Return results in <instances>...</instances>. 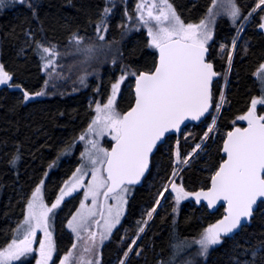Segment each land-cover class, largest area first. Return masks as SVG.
I'll list each match as a JSON object with an SVG mask.
<instances>
[{
    "label": "snow or ice",
    "instance_id": "1",
    "mask_svg": "<svg viewBox=\"0 0 264 264\" xmlns=\"http://www.w3.org/2000/svg\"><path fill=\"white\" fill-rule=\"evenodd\" d=\"M6 3L7 0H0V8ZM20 3L27 5L34 17L38 16L37 0H20ZM112 8L111 0H107L92 20L95 40L81 34L79 29L72 31L67 39L72 50L83 53L85 59L92 56L108 59L111 55V62L118 64L120 71L110 81L106 99L95 100L94 115L74 138V141H84L80 162L62 181L50 202L45 199L44 177L48 172L34 184L25 198L22 217L11 229V239L0 245V264H31L30 257L35 264H101L102 248L106 240L115 238L113 230L121 223L132 191L151 176L154 169L156 175L160 174L164 156L168 158V172L160 181L151 205L142 210L135 230L129 236L125 228L128 238L121 237L117 241L123 246L115 264H130L131 255L142 254L144 245L138 243V239H142L141 234L158 206L163 207L162 198L167 201L166 192L174 201L173 221L180 202L188 197L206 202L209 208L222 206L223 214L191 240L174 234L169 260L165 262L160 258L157 264H177L178 256V264H195L193 256L206 258L212 246L228 235H235V231L255 216H264V91L253 95L246 109L238 118L234 117L233 124L224 128L220 135L221 158L215 165H203L205 179L198 186H189L184 179L186 170L205 153L208 144L214 142L216 133L220 132L221 109L230 104L220 81L222 78L225 86L229 83L228 74L240 33L257 9H260L258 27L264 30V0H255L247 11L237 0H210L195 19L182 15L172 0H136L135 19L125 8V18L119 21L118 27L121 39L133 29H145L144 46L151 60L145 58L141 65L127 62L116 37L106 38ZM222 13L230 17L236 33L229 44L219 42L227 66L218 71L210 48L216 43L215 25ZM27 36L36 46L33 51L41 58L43 68L51 75L56 68L49 66L56 65L60 54L57 43L37 38L32 31H27ZM247 47L245 43L244 50ZM87 75L81 72L82 84ZM255 75L264 86V59L260 60ZM48 84L49 80L45 79L43 86L32 91L18 82L14 72L0 60V85L20 90L22 101L48 94ZM124 91L130 92L126 109L119 106ZM193 121L200 122L198 139L196 134L185 130ZM105 134L113 138L110 146L102 142ZM73 144L59 149L57 159L71 151ZM19 159L17 150L9 162L15 164ZM55 163L54 159L48 168ZM85 177H89L87 182ZM76 189H82L83 196L79 206L66 218L74 238L67 250L59 254L54 236L57 210L65 196ZM193 244L196 245L194 251L188 253L186 249ZM243 251L247 255L244 259L234 257L235 264H256L258 256L264 257V240L256 247H244ZM54 254L56 260H53Z\"/></svg>",
    "mask_w": 264,
    "mask_h": 264
},
{
    "label": "trees",
    "instance_id": "2",
    "mask_svg": "<svg viewBox=\"0 0 264 264\" xmlns=\"http://www.w3.org/2000/svg\"><path fill=\"white\" fill-rule=\"evenodd\" d=\"M107 0H37L38 16L32 15L31 9L19 0H7L6 6L0 8V53L6 68L14 72V78L32 91L43 86L46 79L45 69L39 55L33 51L36 47L27 36L32 31L37 38L55 41L61 50L70 48L68 35L79 29L90 40L95 38L92 20L99 15ZM177 9L186 18H198L210 0H172ZM247 11L255 0H237ZM260 11L249 22L237 43V51L233 55L230 72V84L226 88V95L230 104H225L220 112L218 123L220 132L216 133L215 141L209 143L204 160L203 155L195 161L184 174L185 183L189 186L199 185L206 177L205 163L215 165L221 158L220 135L225 127L233 124L234 117L238 118L245 110L253 95H260L263 91L260 81L255 75L260 60L264 59V33L259 30ZM91 18V19H90ZM120 19L116 16L109 21L108 39L116 37L122 46L123 54L128 63L141 65L151 60L149 50L144 46L146 31L134 30L121 39V29L118 27ZM27 30V31H26ZM236 33V26L228 18L222 17L216 25L215 45L211 52L215 54L214 63L218 71L226 67V55L219 48V42L229 44ZM247 44V50L244 45ZM28 44L30 47H26ZM106 60V59H104ZM106 68V67H105ZM118 64L110 70L102 69V84L93 80L86 89L58 94L53 97H33L29 101L20 99V90L8 86L0 89V245L11 239V229L22 217L25 198L30 194L34 184L48 172L45 185V199H54L59 186L80 162L79 140L74 138L84 129L93 115L89 107V99L105 96L110 81L119 72ZM220 86L223 87L222 82ZM96 89V90H95ZM130 93H124L119 99V106L126 109L130 100ZM200 125L190 129V133L199 138ZM74 141V144H73ZM73 144L72 150L63 153L57 159V152L63 146ZM20 153V159L12 164V155ZM56 160L53 167L48 165ZM160 174L167 169L168 158H161ZM156 169L153 170V174ZM149 176L142 188L134 189L128 205L127 217L121 228L114 234L112 241L103 246L101 264H115L120 254L122 244L117 243L124 237V229L129 230L130 236L135 230V224L141 216L142 210L150 206L155 195L154 190L148 189ZM76 199L65 203L64 208L56 216L54 230L57 241V252L62 254L72 242V237L65 228L66 218L74 211ZM171 206V205H170ZM160 210L149 223L139 243L144 245L142 254L131 255L130 264H157L160 258L169 260L172 251L171 238L174 234L191 240L199 234L208 223L213 222L223 214V207L211 214L207 208L186 204L178 217L173 221L171 207ZM264 240V216H255L250 225L233 238H225L221 246L213 249L206 261L199 264H235L234 257L244 259L247 255L244 247H256ZM192 253L193 248H187ZM184 255L183 253L179 254ZM57 259V256H56ZM34 264L32 258L29 259ZM179 262V256L178 261ZM256 264H264V257H257Z\"/></svg>",
    "mask_w": 264,
    "mask_h": 264
},
{
    "label": "rangeland",
    "instance_id": "3",
    "mask_svg": "<svg viewBox=\"0 0 264 264\" xmlns=\"http://www.w3.org/2000/svg\"><path fill=\"white\" fill-rule=\"evenodd\" d=\"M111 3L113 5V8H112V12L110 13V20H112L116 16L120 20L125 18V8H127V14L133 15V17L135 19V3H136V0H111ZM258 11H260V9L256 10V12H258ZM254 15L252 16L250 21H252L254 19L253 18ZM222 17L228 18L231 21L230 17H228L226 13H222L221 16H219L217 18L216 25H217L218 20L220 18H222ZM249 22L244 26L243 31L246 29V27L248 26ZM216 25H215V35H216ZM139 29H144V28L141 27ZM134 30H137V29H133L129 33H132ZM259 30L264 33V30H261L260 28H259ZM243 31L240 33L238 41L240 40ZM215 35H214V40H215ZM106 38L108 39V35H107ZM93 40H95V38ZM238 41H237V43H238ZM59 51H60V54L57 56L56 65L49 66L50 68L51 67H55L56 71L53 72L51 75H49L48 71L45 70L46 79L49 80V84L46 86V93H48V94L40 95V97H42V98H44V97H53L54 95H58V94L73 93V92L79 91V89H81V90L86 89L87 85H90V81L91 80H93L94 84L96 82H98V81L101 82V84H102V81H103V80L101 81V79H102V72H101L102 69L110 70V68L115 66L111 62V55H109V58L106 59V60H104L103 57L97 59L95 56H92V57H89L88 59H85L84 58V54L81 53V52H76V51L72 50V46L70 48H68V49H65V50L59 49ZM0 60H1V53H0ZM81 72H87L88 73V75L86 77V81L83 84L81 83V79H80ZM230 72L228 74L229 83L227 84V86L224 85L222 78H221V81H220L223 84V88H224L225 93H226V88L230 84ZM61 73H63V75H61ZM257 79L259 80L258 77H257ZM3 87H5V85H0V89H2ZM262 89L264 91V86H262ZM108 91H109V88H108ZM108 91H107L105 96L101 97L99 95V90L97 88V90H96L97 98H95L94 96L90 97V99H89V107L92 110L93 115L95 113V108H94L95 100L99 99L101 102H103L104 99H106ZM122 91H123V88H122ZM124 93H130V92L129 91H124ZM90 102H91L92 106H90ZM237 122H239L238 119H237ZM242 126H243V123H242ZM191 128L192 127L186 128V131H190ZM102 142L105 144V146H110V143L114 142V141H113L112 137H109V136H107V134H105V136L102 138ZM79 145H80V151H82L83 147H84V141L79 140ZM204 158H206L205 153L203 154L202 160H204ZM162 171L163 172L161 174H159V175H156V172L153 174V177H152L151 181L148 183V189L149 190H154V192H156V189H157L160 181L167 174V169H162ZM159 172H160V169H159ZM47 179L48 178L45 179V185H46ZM88 179H89V177H85V182H87ZM134 193H135V191L133 190L131 195H130V197H129V201H130L131 197L134 195ZM82 196H83L82 189H76L75 192L69 193L67 196H65L64 201H62L61 205L59 206V209L57 210V214L60 213V211L64 208L65 203L67 201H69V200L76 199L77 200L76 207H78L79 206V200H80V198H82ZM165 196L168 197L167 201L164 202V200L162 198L163 207L158 206L157 212L154 215H156L160 210L167 208V206L171 205L170 207L172 208V205H173L174 201L171 199L170 196H168L167 192L165 193ZM88 202L89 203L91 202V198H89ZM186 204H190V205H193V206L195 205L192 202H190L188 198H185L184 201L180 202L179 212L176 214V218L178 217L180 211L184 208V206ZM128 205H129V202H128ZM74 211H75V209H74ZM207 211H208V209H207ZM127 214H128V207H127V209L125 211L124 216L121 218V223L119 225H117L116 229L113 230V236L121 228V226L123 225V223H124V221H125V219L127 217ZM151 220L149 221V223L151 222ZM149 223H148V225H149ZM148 225L145 227V230L141 234V236L145 233ZM65 228H66V230H68V232L70 233V235H71V237L73 239L74 236H73V234L71 232V229H68L66 223H65ZM55 229H56V225H55ZM38 234H40V233H38ZM54 236H55V233H54ZM55 239H56V237H55ZM140 240L141 239H138V243L140 242ZM111 241H112V238H109V240H106L104 246L106 244H108L109 242H111ZM223 242H224V240L222 242H220L219 244H217L215 246H212L210 248V251H209V253H208L206 258H204L202 256H193V261L195 262V264H199V263H201L203 261H206L207 258L210 255L211 251L213 249H216L219 246H221ZM56 243H57V241H56ZM134 247H135V245H134ZM195 247H196V245L193 244L189 248L190 249L193 248V251H194ZM30 258H28V259H30ZM53 260H56V254H54ZM33 261H34V264H35V260L34 259H33Z\"/></svg>",
    "mask_w": 264,
    "mask_h": 264
},
{
    "label": "water",
    "instance_id": "4",
    "mask_svg": "<svg viewBox=\"0 0 264 264\" xmlns=\"http://www.w3.org/2000/svg\"><path fill=\"white\" fill-rule=\"evenodd\" d=\"M210 51H211V49H210ZM186 123H187V122H186ZM199 125H200V122H199V121H193V122H191V123L189 124V126H188L187 128H189V127H194V126H199ZM182 127H183V126H182ZM185 130H186V129H185ZM148 178H149V177H148ZM148 178H147V179H148ZM147 179L144 180L142 183H138L137 186L135 187V189L142 188V187L145 185ZM188 199H189L190 202H192L193 204H195V206H197V207H202V206L206 207V206H205V205H206V202H204V201L196 202L195 199L192 198V197H188ZM220 207H222V206L217 205V206H212V208H209V207H206V208L208 209V211H209L211 214H213V213H215ZM213 209H215V210H213ZM251 222H252V221H251ZM251 222L248 223V224H245L244 227L250 225ZM244 227H243V228H244ZM243 228H241L239 231H235V230H234V231H235V235H228V236H226V238H233L234 236H236L237 234H239V233L242 231Z\"/></svg>",
    "mask_w": 264,
    "mask_h": 264
}]
</instances>
